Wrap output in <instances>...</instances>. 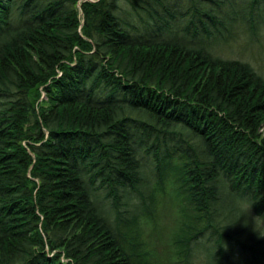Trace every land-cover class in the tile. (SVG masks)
Masks as SVG:
<instances>
[{"label": "trees", "instance_id": "trees-1", "mask_svg": "<svg viewBox=\"0 0 264 264\" xmlns=\"http://www.w3.org/2000/svg\"><path fill=\"white\" fill-rule=\"evenodd\" d=\"M117 1L0 0V264H155L158 194L182 262L264 264V78L208 50L264 0Z\"/></svg>", "mask_w": 264, "mask_h": 264}, {"label": "rangeland", "instance_id": "rangeland-1", "mask_svg": "<svg viewBox=\"0 0 264 264\" xmlns=\"http://www.w3.org/2000/svg\"><path fill=\"white\" fill-rule=\"evenodd\" d=\"M224 2L220 11L222 13L225 11V6L228 1L224 0ZM179 5L183 8L182 12H185L186 8L191 5V2L190 0H180ZM210 5L217 8L213 4ZM117 7L122 16L126 18L127 12L133 20L137 22L136 14L132 13V6L128 4L127 0H118ZM139 9L140 8L137 10ZM140 13L144 14V16L146 14L143 11H140ZM224 16L225 15H223V17ZM188 20V15L177 16V22L180 26H184ZM135 21H132V23H136ZM245 21L246 20L241 21L239 17L233 22L226 21L232 31L229 41L214 43L212 48L208 50L213 55L225 59L245 61L252 66L257 74L264 78V23L260 22V20L255 17V25L257 28L254 30L252 27H249ZM150 35L151 38L159 37L154 34ZM216 38H219V36H207L200 33L195 37H190L189 40L195 45L202 46L204 44H211ZM98 197L100 199V194ZM158 198L160 202L158 203V207L155 208L154 220L147 219L145 215H140L141 217L139 216L138 220V226L141 230V239L145 242L144 248L149 253L150 259L154 261L155 264H207V258L200 252L191 258L189 263L182 262L181 259H178L174 251V246H172V235L176 228L175 225L177 224V214H179L177 209L178 206L170 195L158 194ZM101 200H103V198ZM250 216L253 222L256 221L254 223H258V219L252 213ZM235 263L238 264V262Z\"/></svg>", "mask_w": 264, "mask_h": 264}]
</instances>
